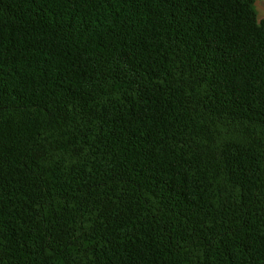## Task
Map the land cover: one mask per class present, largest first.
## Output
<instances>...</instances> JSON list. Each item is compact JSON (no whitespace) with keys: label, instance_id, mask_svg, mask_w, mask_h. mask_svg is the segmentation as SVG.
Instances as JSON below:
<instances>
[{"label":"trees","instance_id":"trees-1","mask_svg":"<svg viewBox=\"0 0 264 264\" xmlns=\"http://www.w3.org/2000/svg\"><path fill=\"white\" fill-rule=\"evenodd\" d=\"M258 0H0V264H264Z\"/></svg>","mask_w":264,"mask_h":264},{"label":"rangeland","instance_id":"rangeland-1","mask_svg":"<svg viewBox=\"0 0 264 264\" xmlns=\"http://www.w3.org/2000/svg\"><path fill=\"white\" fill-rule=\"evenodd\" d=\"M255 9L261 23H264V0H258L255 4Z\"/></svg>","mask_w":264,"mask_h":264}]
</instances>
